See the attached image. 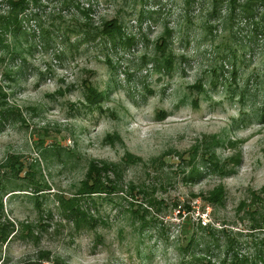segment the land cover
I'll use <instances>...</instances> for the list:
<instances>
[{
    "label": "rangeland",
    "instance_id": "rangeland-1",
    "mask_svg": "<svg viewBox=\"0 0 264 264\" xmlns=\"http://www.w3.org/2000/svg\"><path fill=\"white\" fill-rule=\"evenodd\" d=\"M214 6V0H29L21 32H7V46L0 45V88L18 113L0 126V162L16 155L23 164L11 179L16 190L2 197L15 235L0 245V264H24L40 249L64 264H179L177 248L204 235L199 223L239 231L240 253L261 246L264 232L248 234L247 211L264 188V32L254 33L250 20L226 21L227 0L212 14ZM6 9L1 1L0 14ZM115 18L122 30L113 39L88 37L89 25ZM165 29L169 69L154 45ZM90 86L100 97L89 103ZM108 134L117 138L110 143ZM212 135L222 142L215 149L221 162L231 167L240 155L229 176L201 164ZM126 153L140 159L123 162ZM192 156L204 173L186 182ZM92 162L118 164L122 185L108 197L94 195V205L84 199L97 222L76 233L56 196L75 193ZM26 171L42 192L25 186ZM129 184L137 187L132 193ZM219 184L223 204H206L201 196ZM240 203L246 207L237 211ZM255 205L264 212V200ZM216 253L210 245L204 255Z\"/></svg>",
    "mask_w": 264,
    "mask_h": 264
},
{
    "label": "trees",
    "instance_id": "trees-1",
    "mask_svg": "<svg viewBox=\"0 0 264 264\" xmlns=\"http://www.w3.org/2000/svg\"><path fill=\"white\" fill-rule=\"evenodd\" d=\"M6 4V11L0 14V45L7 46L3 44V40H5L4 35L7 32H10L12 35L17 34V32H21L22 30V22L23 13L27 11L29 0H0ZM35 1V0H33ZM224 0H214V9L212 14L217 10V6L220 2ZM65 2V1H64ZM227 6L229 8L228 14L226 17V21L228 19L236 18L239 21L250 20L252 23L254 33H258L259 31L264 32V0H227ZM90 12V11H89ZM89 12H82L83 16L86 18L89 16ZM88 22V21H87ZM89 25V23H87ZM40 34L43 37L45 31L42 26H40ZM88 37L92 39H102V38H111L113 39L116 35L120 34L122 30L121 22L115 19L103 20L101 25L98 27H90L89 25ZM170 37V32L165 29L164 33L159 36L155 49L161 52V58L163 65L168 69L172 67L173 60L171 53H165V49L167 47L168 38ZM235 72L233 71V76ZM199 87V86H197ZM201 89V88H199ZM89 91V95H86V100L90 102H94L99 99L100 94L96 89H93L91 86L87 89ZM5 94L2 93L0 88V126L6 124V122H10V120H15L17 117V108L12 105H9L4 102ZM117 138V135H106V140L110 143L113 142L114 139ZM208 140V139H207ZM204 142L203 145V153L199 155L201 157V164L206 167V169H212L215 173H218L220 176L223 175H231L234 173V167L240 162V155L235 154L234 158H231L229 161L232 162V166L228 167L227 161H220L216 154L215 149L222 142L220 139H217L215 136H211L208 141ZM234 142H230V146H233ZM197 148V147H196ZM58 152V149L56 151ZM123 162H128L129 164L139 160L137 156H131L129 153L125 154L123 158ZM194 156L191 157V161L189 162L191 168L187 175L184 177L186 182H191L196 177H202L203 173L200 170V166L194 161ZM118 164L115 163H102V165H97L95 162H92L88 165L86 172L84 173V179H82L79 183V187L69 198H64L63 196L57 195V204L58 209L62 214V218L71 222L73 226V231L79 233L81 229H87L88 227H94L97 218L89 213V209L85 208L86 201L84 199H88V202L93 205L96 202H92L94 195L108 197L112 193L118 192V187L121 184V171L117 170ZM31 167V166H30ZM32 169V168H31ZM205 169V170H206ZM23 170V164L20 163V159L16 155H10L8 158L2 163L0 162V245L2 243H8L11 238L15 235V224L13 221L6 220L4 216V208L2 197L5 195L9 189H11V179L12 177H17ZM112 174L114 178H110L109 174ZM23 179L25 180V186L29 184L35 189V193L42 192V186L35 179V175L31 173V171H26V174L23 175ZM122 185V184H121ZM24 186V185H23ZM21 186V187H23ZM20 187V186H19ZM130 193H132L137 187L134 185L127 186ZM22 189V188H21ZM16 189H11L9 191H13ZM143 193L144 189H140ZM19 191V190H18ZM21 191V190H20ZM261 196H257L255 193L253 196V200L248 204L251 208L256 204V201L260 202L264 200V188L260 191ZM102 194V195H101ZM225 189L224 186L219 184L218 186H214L211 190H209L205 195H202L201 198L207 204L209 203L212 206H221L224 201ZM37 197V196H36ZM37 200L38 198H34ZM39 203V202H38ZM35 204V205H36ZM156 204L154 199L149 200V205ZM38 206V204H37ZM246 207L244 203H240L238 205L239 211L241 208ZM249 207L247 213L249 218H251L252 223L250 229L248 230V234H253L255 231L264 232V212L258 210L255 205L254 209L251 210ZM199 229L204 232V235H200L199 237L194 235L187 239V243L185 245H181L178 249V255L180 257L179 264H264V239L260 241L261 246H254V251H252L251 255H246V253H240L238 248V241L236 240L237 235H240L239 231L236 233L232 232L231 229H227L222 227L217 229V227L213 226L212 223L208 224H200ZM27 227L25 233L32 234V230L30 225L24 226ZM202 244L201 247L204 249L197 252H192L191 249L196 248L197 245ZM210 245H214L217 248L218 253H216V257L212 259V256L208 259L207 254L210 248ZM191 251V252H190ZM64 264V261L61 260L59 256H53L52 252L48 251V249H40L36 252L35 258L26 260L24 264Z\"/></svg>",
    "mask_w": 264,
    "mask_h": 264
}]
</instances>
